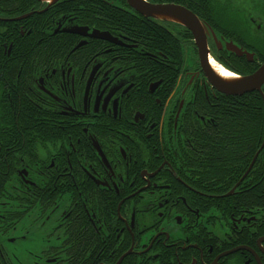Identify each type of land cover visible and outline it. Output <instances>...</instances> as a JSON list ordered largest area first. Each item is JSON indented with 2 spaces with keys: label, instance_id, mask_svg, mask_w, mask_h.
Returning <instances> with one entry per match:
<instances>
[{
  "label": "flooded vegetation",
  "instance_id": "obj_1",
  "mask_svg": "<svg viewBox=\"0 0 264 264\" xmlns=\"http://www.w3.org/2000/svg\"><path fill=\"white\" fill-rule=\"evenodd\" d=\"M143 1L196 16L228 73L264 58V0ZM262 88L243 95L259 131L257 97L225 114L243 96L186 27L126 0H0V264H264Z\"/></svg>",
  "mask_w": 264,
  "mask_h": 264
},
{
  "label": "water",
  "instance_id": "obj_2",
  "mask_svg": "<svg viewBox=\"0 0 264 264\" xmlns=\"http://www.w3.org/2000/svg\"><path fill=\"white\" fill-rule=\"evenodd\" d=\"M54 4L59 0H38ZM126 2L144 18L154 20H166L186 27L193 35L195 46L198 51L200 67L213 88L226 96L240 97L252 92H261L264 85V62L250 75L225 78L219 75L210 64V52L205 38V27L198 18L184 8L174 5H151L143 0H126ZM74 32V31H70ZM226 49L240 57L244 53L232 43L226 44ZM252 58V55H246Z\"/></svg>",
  "mask_w": 264,
  "mask_h": 264
},
{
  "label": "trees",
  "instance_id": "obj_3",
  "mask_svg": "<svg viewBox=\"0 0 264 264\" xmlns=\"http://www.w3.org/2000/svg\"><path fill=\"white\" fill-rule=\"evenodd\" d=\"M263 59L264 58L257 61L254 65H247L240 60L238 61L237 59L232 58L230 62H228L226 68L240 76L249 75L258 68V62H261ZM254 96L257 97L258 99V113H257L258 114V128H259V131H261L262 121H263L262 101H261V97L257 95L256 93L246 95L241 98L227 99L229 102L225 105V107L228 109V111H226L225 114L230 117H236L238 115H241L242 117H246V116L252 115V111H253L252 108L255 103ZM243 124H244V121H243Z\"/></svg>",
  "mask_w": 264,
  "mask_h": 264
},
{
  "label": "bare ground",
  "instance_id": "obj_4",
  "mask_svg": "<svg viewBox=\"0 0 264 264\" xmlns=\"http://www.w3.org/2000/svg\"><path fill=\"white\" fill-rule=\"evenodd\" d=\"M150 31V30H149ZM150 33V32H149ZM210 64L211 66L214 68V70L221 75L222 77L225 78H229V77H233L234 75L231 73H228L226 71H224L223 69H220L216 64L213 63L212 59L210 60ZM9 131V130H8ZM151 133V132H150Z\"/></svg>",
  "mask_w": 264,
  "mask_h": 264
},
{
  "label": "rangeland",
  "instance_id": "obj_5",
  "mask_svg": "<svg viewBox=\"0 0 264 264\" xmlns=\"http://www.w3.org/2000/svg\"><path fill=\"white\" fill-rule=\"evenodd\" d=\"M241 1H243V3H244V2L247 1V0H241ZM248 8H249V6H248Z\"/></svg>",
  "mask_w": 264,
  "mask_h": 264
}]
</instances>
